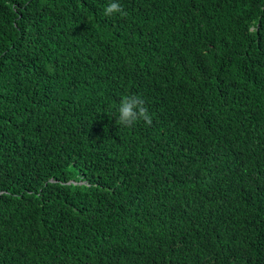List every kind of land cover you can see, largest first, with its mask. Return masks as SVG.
<instances>
[{
    "label": "trees",
    "instance_id": "16d2710c",
    "mask_svg": "<svg viewBox=\"0 0 264 264\" xmlns=\"http://www.w3.org/2000/svg\"><path fill=\"white\" fill-rule=\"evenodd\" d=\"M110 2L0 0V264H264V0Z\"/></svg>",
    "mask_w": 264,
    "mask_h": 264
},
{
    "label": "clouds",
    "instance_id": "9594fccd",
    "mask_svg": "<svg viewBox=\"0 0 264 264\" xmlns=\"http://www.w3.org/2000/svg\"><path fill=\"white\" fill-rule=\"evenodd\" d=\"M105 15L120 14L126 15L122 6L112 0L104 9ZM118 120L117 122L126 127H131L139 120H143L147 125L152 124V118L145 107L144 100L136 95L124 96L118 107Z\"/></svg>",
    "mask_w": 264,
    "mask_h": 264
}]
</instances>
